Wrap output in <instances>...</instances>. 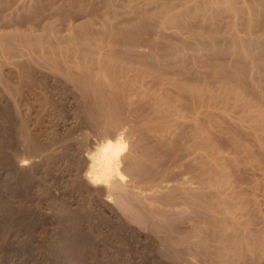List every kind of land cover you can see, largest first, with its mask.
Returning <instances> with one entry per match:
<instances>
[{
  "label": "rangeland",
  "instance_id": "rangeland-1",
  "mask_svg": "<svg viewBox=\"0 0 264 264\" xmlns=\"http://www.w3.org/2000/svg\"><path fill=\"white\" fill-rule=\"evenodd\" d=\"M120 1L109 2L116 7L114 4ZM201 1L168 0L167 5H173L179 12L188 9L186 15H179L181 21L188 23V27L181 30L171 21L163 22L160 16L153 17L158 6L166 5L161 4L160 0H133L130 3L131 8L145 11L149 19L148 24L138 29L139 37L136 35L139 39L136 42L140 44L141 41L142 45H146L141 46L145 48L143 51H148V54L141 51L146 56L145 59L142 56V63H152L157 66V71L166 72L180 82L190 83L194 88L198 86L205 89L204 86H208L216 97L229 98L228 104L217 98L210 110L208 107L199 108V104H196L197 109H205L196 115L193 114L190 92L182 89L180 84L169 83L166 90L172 97H180L170 101L173 106L171 111H159L153 115L152 120L157 124L165 121L172 128V135L176 139L173 148L183 149L185 146L181 141H184L190 154L191 151H206L212 146L219 153L221 166L232 167V175L228 179L239 192L238 200L241 195L250 199V215H244L249 217V225L252 228L263 227L264 166H259L256 160L260 158L264 162V153L258 150V141L254 134L248 133L246 125L242 126L235 118L223 115V111L235 100L233 90L224 89L223 86L227 83L236 85L232 89L244 93L254 106L264 109V0L260 14L252 15L254 25L249 30L245 24L231 27V21L222 11L221 4H212V10L217 14L213 23L212 20L197 17L193 9L195 3ZM251 1L235 0V4L246 6ZM104 2L106 0H43L44 8L40 12L47 17L51 13L58 16L57 22L63 36L73 33L69 29L70 22H82L85 26L80 34L83 35L84 31L98 30L103 25L100 19L91 24L87 22L85 8L99 6L104 9ZM33 15L35 17L36 14ZM43 15L40 14V17L44 19ZM123 17L130 16L123 14ZM244 17L240 15L239 18ZM232 30H236L249 47L245 51L247 57L243 52L239 53L237 44L232 41ZM170 42L182 45L184 56L170 54L163 57L160 51ZM122 45L110 48L113 53H119ZM151 49L161 56L153 54ZM221 63L225 67L223 70L218 68ZM19 68L17 71L20 77L29 85L25 86L28 89L27 97L32 101L34 109L30 115L25 112L27 102L23 94L17 96L19 106L16 109L15 101L6 90L10 84L6 85L0 76V92L4 94L0 97V264H177L179 261L162 243L160 231L151 225V219L147 222L150 225L148 227L146 223L127 218L120 209L111 211L101 201L88 195L79 184L77 177L87 168L86 165L80 166L83 163L81 160H86L85 156L89 151L92 152L96 143L98 145L107 137L112 141L115 139V136L104 134L106 126L96 115L93 94L82 84L69 81L63 75L53 82L46 71L32 73L25 64ZM153 81L144 84L146 92L152 95L158 92L161 96V90L153 91L156 88ZM21 117L27 118L26 123L34 133L32 139L40 145V150L34 153V159H40L35 161V171L32 168V172L18 173L6 165L8 158L20 151L23 142H31V138L24 134V129L18 126ZM146 124H149L148 119L135 115L128 121V125L143 137L149 134ZM236 133L242 135L243 143L253 150V155L246 156L244 150L236 144ZM188 151L184 149V152ZM187 161L193 172L202 167L195 166L193 170L195 161L192 158ZM202 161L204 167L209 159L204 157ZM76 173H79L78 176ZM192 184L194 186L196 183ZM186 214H189L188 217L186 215L183 219H194L191 223L201 224V221L197 222V214ZM151 218L155 220V217ZM168 219L172 222L174 220L172 217ZM161 223L160 220L157 224ZM180 226V223L174 224V227Z\"/></svg>",
  "mask_w": 264,
  "mask_h": 264
},
{
  "label": "bare ground",
  "instance_id": "bare-ground-1",
  "mask_svg": "<svg viewBox=\"0 0 264 264\" xmlns=\"http://www.w3.org/2000/svg\"><path fill=\"white\" fill-rule=\"evenodd\" d=\"M109 1L104 2V9L87 6L84 10L90 24L96 19L101 20V29H89L81 35L80 30L85 24L70 22L69 29L73 33L63 36L58 26V16L51 13L47 17L40 12L44 8L43 0H0V76L4 78L6 85L10 84L6 90L15 101L16 109L19 106L17 96L20 94L25 95L24 100L27 102L25 112L30 115L34 109L32 101L27 97L28 89L25 86L29 85H26L17 71L24 64L32 73L46 71L53 82L63 75L69 81L82 84L93 94L96 115L106 126L104 134L115 136L113 141L106 136L104 141L93 145L94 149L85 156L86 160H81L83 163L80 166L86 165L87 168L83 173L79 170L77 178L88 195L101 201L111 211L120 209L131 220L148 226L147 222L151 219V225H155L160 231L162 243L181 264H264V226L252 228L249 217H244L245 214L250 215L252 207L249 197L241 195L238 200L239 192L228 179L232 175V167L221 166L219 153L212 146L206 151H191V155L184 141H181L185 146L183 149L173 148L176 139L172 135V128L165 121L157 124L152 120L153 115L159 111H171L173 106L170 101L180 97H172L166 90L170 84H180L182 89L190 92L193 114L196 115L205 111L199 109L201 107H208L210 110L217 98L227 104L229 98L216 97L208 86H204L205 89L198 86L194 88L190 83L180 82L166 72L157 71V66L154 65L155 69L152 63H142L146 56L141 51L145 48L141 47L144 46L141 41V45L136 41H139L138 29L149 23L147 14L145 11L141 12V8H131L133 0H121L114 4L116 7ZM262 2L252 0L246 6H237L235 0H202L195 3L193 12L197 17L212 20L213 23L217 14L212 10V4H221L222 11L229 17L228 21H231V27L245 24L249 30L254 25L253 16L261 12ZM160 3L166 5L158 6L153 17L160 16L163 22L171 21L180 30L188 27L187 21L179 18L187 8L179 12L173 5H167L168 0H160ZM33 14L37 16L32 17ZM40 14L45 18H41ZM123 14L130 17L125 18ZM240 15L244 18L240 19ZM230 36L237 44L239 53L243 52L246 56L245 51L249 47L244 39L236 30H232ZM119 44H123L124 48L119 53H113L110 47ZM151 50L154 54L155 51ZM182 51V45L170 42L160 54L163 57L170 54L182 57ZM123 54L129 56L125 57ZM118 57L120 58L117 60ZM218 68L223 70L225 67L221 63ZM28 75L30 76V72ZM153 79L156 86L153 91L161 90V96L158 92L156 95L146 92L144 84ZM223 87L233 90L235 97L232 104L223 111V115L235 118L242 126L246 125L248 133L254 134L258 141V150L264 153L263 107L254 106L247 95L232 89L236 85L227 83ZM2 95L4 94L1 93L0 97ZM196 104H199L198 109ZM134 115L148 119L149 124L145 128L149 134L145 137L128 125ZM25 119H18V126L24 129V134L31 138V142H23L20 151L15 152V156L11 154L13 157L8 158L6 164L18 173L31 171L35 161L40 159H34V153L40 150V145L33 141V129L29 128ZM235 136L236 144L244 150L245 155H253V150L243 143L242 135L236 133ZM138 142L141 144L138 145ZM184 149L188 152H184ZM187 156L195 161L193 170L195 166H202L199 171L190 170ZM204 157L209 162L203 167ZM256 162L259 166H264L260 158ZM189 172L192 174H188ZM194 182L196 184L193 186ZM188 212L197 214V222L201 221V224L191 223L194 219H183L186 215L188 217ZM151 217H155V220ZM168 217H172L173 222ZM160 220L162 223L157 224ZM176 223L181 226L174 227Z\"/></svg>",
  "mask_w": 264,
  "mask_h": 264
}]
</instances>
